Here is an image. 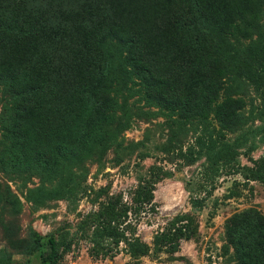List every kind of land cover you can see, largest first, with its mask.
Segmentation results:
<instances>
[{
    "label": "rangeland",
    "instance_id": "374dc122",
    "mask_svg": "<svg viewBox=\"0 0 264 264\" xmlns=\"http://www.w3.org/2000/svg\"><path fill=\"white\" fill-rule=\"evenodd\" d=\"M57 1L75 0L46 5L54 10ZM238 1L247 0H216L215 5L232 7ZM33 3L39 12L35 16L49 14L45 3ZM146 3L110 0L109 6H97L89 12L90 18L97 15L95 31L53 20L49 41L61 35L78 37L79 32L84 44L89 41L80 52L81 67L90 60L100 65L106 57L111 62L103 79L111 86V110L98 132L84 135L78 125L85 109L75 118L69 104L55 109L53 96L46 92L44 114L53 119L46 130L38 128L34 108L21 112L28 84L21 86L20 64L48 56L51 47L47 30L37 31L35 39L26 37L19 13L10 11L15 31L7 28L0 38V264H48L44 256L52 249L50 238L61 254L57 264H237L238 256L256 262L263 252L258 246L264 233L233 243L227 224L246 210L264 217V79L256 83L245 73L221 79L192 76L191 106L206 86L221 87L217 104L235 100L239 107L226 122L216 117L214 106L204 117L196 113L201 103L189 114L183 106L171 108L169 99L147 91L141 68L151 58L150 49L138 47L139 39L134 45L126 42L137 37L121 22L123 13L145 10ZM157 29L146 28L145 35L155 38L160 52L163 34H169ZM98 36L104 43L96 62L90 43ZM259 41L264 42V15L251 41L241 39L242 46ZM180 46L173 45V52L184 48ZM154 74L166 75L164 68ZM176 100L191 103L182 96ZM22 116L24 136L7 132ZM226 145L235 155L228 162L217 158ZM146 190L152 198L141 201ZM196 196H204L200 209L192 205ZM108 205L115 211L110 219L102 212ZM187 219L196 227L191 238L156 240L163 232L184 230Z\"/></svg>",
    "mask_w": 264,
    "mask_h": 264
},
{
    "label": "trees",
    "instance_id": "16d2710c",
    "mask_svg": "<svg viewBox=\"0 0 264 264\" xmlns=\"http://www.w3.org/2000/svg\"><path fill=\"white\" fill-rule=\"evenodd\" d=\"M40 1L45 3L42 6L50 10L47 16H35L36 13H39L38 6L34 7L33 2L35 0H0L3 4L2 7L0 6V38L6 33L7 28L15 31L9 15L12 9L13 13H19L23 25L20 28L22 27L25 32H28L24 34L26 37L33 36L35 39L37 31L47 30L44 35L45 40L49 41L53 36V20L63 22L62 24H65L66 27L68 24L71 25L70 27H78L81 24L80 31L85 26L87 30L93 28L95 31L97 15L90 18L89 12H96V9H99L97 6L103 3L109 6L110 0L57 1L59 7L54 10L46 5L48 2L53 5V0ZM238 2L239 5L230 7L228 5L216 6V0L215 2L213 0H147V3L144 4L145 10L142 9L138 13H123L121 22L126 23L125 27L137 37L135 40L131 39L126 42L134 45L135 41L139 39L141 45L138 47L145 48L146 46L150 49L151 58L145 61L141 68L146 73L144 83L148 87L147 91L155 92L153 96L156 98L162 97L167 101L169 99L172 103L171 108L183 106L189 111L187 114L191 113L190 109H194L196 105L201 103L200 111L196 112L199 116H206L208 109H212L214 106L216 117L221 121L226 122L233 119L239 106L234 105L235 100L228 101L226 99L217 104L221 87L206 86L204 88L206 93L201 99L198 93L195 99L197 104L191 106L193 97L191 78L194 74L201 76L209 74L214 75L216 79H221L231 76L233 73H245L256 83L264 79V42H253L246 46H242L241 42V39L251 41L255 33L258 32L260 21L264 15V0ZM104 6L102 5L101 8ZM26 18L27 21H25ZM158 20L160 21L159 24L155 22ZM35 23L46 24L36 26ZM155 26H157V30L164 31L165 29L169 34V37L165 33L163 34L165 45L160 52L157 49L155 38L153 39L148 34L145 35L146 28ZM59 33L61 34V31ZM79 33L78 37L61 35L52 39L47 42L51 47V53L48 56L44 57L40 53L41 58L36 59L35 62H27L24 67L20 64V68L22 67L20 75L23 81L21 86L28 84V87L25 90V99L19 106L22 113H24L25 108L29 107L38 112L40 118L37 126L39 129L46 130V127L53 123V119L44 114L46 110L43 101L47 102V98L42 94L43 92L53 96L55 109L69 104V109L75 118L80 111L85 109V113L81 115L80 119L81 126L78 125L80 135L98 132L97 130L101 129L106 122L107 115L111 110L112 99L110 97V83L104 82L103 79L106 78V72L107 69L109 70L111 62L106 57L100 65L94 64L90 60L81 67L78 63L80 52L87 48L89 41L84 44L83 36L81 37ZM102 43L104 41H102L101 36L95 37L90 43L93 48L90 50L93 51L92 59L94 58L96 62L98 60L97 53L99 54V51L102 50ZM178 43L183 45L180 47L184 48H179L178 52H173L172 46L178 45ZM136 49L137 47L135 48L137 53ZM32 51L34 52V49L31 48L30 52L32 53ZM76 51L79 52L78 55H74ZM32 55L37 56V53ZM142 57L143 55L139 57L137 62ZM88 58L89 56L85 60ZM162 68H164L166 75L156 78L154 73H159ZM27 75L31 78L28 79ZM31 80L33 82L30 83ZM177 82L180 85L175 86ZM180 96L186 97L191 103L187 101H182V104L177 103L176 99ZM178 102L181 103V100ZM23 120L22 116L21 120L10 124L6 131L12 135L24 136L20 129ZM95 129L96 131H94ZM18 138L20 137L16 139ZM23 141L24 139H21L17 144L21 145ZM77 145L83 146L84 144L77 143ZM234 156L229 145H226L217 154L219 160L227 162ZM151 198V190H146L140 194L141 201H147ZM203 201L204 196H196L192 200V205L194 208L200 209L203 206ZM102 212H104V218L107 216V219L115 215L114 209L110 208L109 205ZM187 220L184 230L180 227L172 235L163 232L157 236L156 240L159 243H165V241L170 242L181 236L186 239L191 238L196 227L191 226V219ZM261 225H264V217L261 214L254 210L243 211L228 220V238L233 243H241L247 239L252 241L259 234L264 233V226ZM50 243L52 249L44 257L48 264H57L61 254L55 249L56 243L53 238H50ZM258 247L263 252L256 262L238 256L237 264H264V236L261 245Z\"/></svg>",
    "mask_w": 264,
    "mask_h": 264
}]
</instances>
